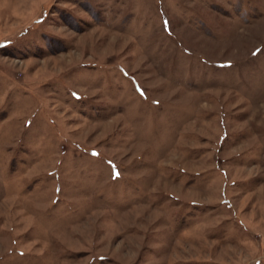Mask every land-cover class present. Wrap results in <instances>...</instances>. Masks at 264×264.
<instances>
[{
    "label": "rangeland",
    "instance_id": "374dc122",
    "mask_svg": "<svg viewBox=\"0 0 264 264\" xmlns=\"http://www.w3.org/2000/svg\"><path fill=\"white\" fill-rule=\"evenodd\" d=\"M0 264H264V0H0Z\"/></svg>",
    "mask_w": 264,
    "mask_h": 264
}]
</instances>
